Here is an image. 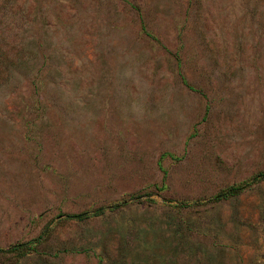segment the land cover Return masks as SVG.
<instances>
[{"label": "rangeland", "instance_id": "rangeland-1", "mask_svg": "<svg viewBox=\"0 0 264 264\" xmlns=\"http://www.w3.org/2000/svg\"><path fill=\"white\" fill-rule=\"evenodd\" d=\"M260 172L264 0H0V264H264Z\"/></svg>", "mask_w": 264, "mask_h": 264}, {"label": "trees", "instance_id": "trees-1", "mask_svg": "<svg viewBox=\"0 0 264 264\" xmlns=\"http://www.w3.org/2000/svg\"><path fill=\"white\" fill-rule=\"evenodd\" d=\"M264 179V172H260L258 174H256L251 181H259V180H263ZM245 185L244 184L242 186H229L228 188H226L224 191H222L221 193H218L216 196H214V199L216 200H220V199H228L230 197L236 196L239 193H241V191L244 189ZM101 209H97L96 212H100ZM84 216H86V213H81V214H76V215H67L66 218H72V219H82L84 218ZM31 243L30 242H26V243H20V244H16L14 246H11L9 248H7L6 250H0L1 253H6V252H22L24 250H27L30 247Z\"/></svg>", "mask_w": 264, "mask_h": 264}]
</instances>
